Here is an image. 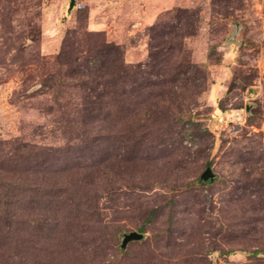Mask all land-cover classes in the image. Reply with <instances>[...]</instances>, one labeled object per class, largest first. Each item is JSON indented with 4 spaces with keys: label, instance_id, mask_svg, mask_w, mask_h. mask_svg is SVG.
Listing matches in <instances>:
<instances>
[{
    "label": "rangeland",
    "instance_id": "1",
    "mask_svg": "<svg viewBox=\"0 0 264 264\" xmlns=\"http://www.w3.org/2000/svg\"><path fill=\"white\" fill-rule=\"evenodd\" d=\"M0 264H264V0H0Z\"/></svg>",
    "mask_w": 264,
    "mask_h": 264
},
{
    "label": "water",
    "instance_id": "2",
    "mask_svg": "<svg viewBox=\"0 0 264 264\" xmlns=\"http://www.w3.org/2000/svg\"><path fill=\"white\" fill-rule=\"evenodd\" d=\"M75 4V0H69V9H71ZM215 174L211 170L209 166H207L204 171L199 176L200 181H212ZM144 235L137 231H129L127 233H123L120 241V248L124 249L127 244L131 241H139L143 239Z\"/></svg>",
    "mask_w": 264,
    "mask_h": 264
}]
</instances>
